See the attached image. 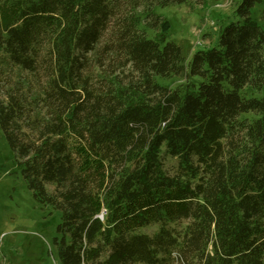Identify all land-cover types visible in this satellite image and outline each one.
<instances>
[{
    "label": "trees",
    "instance_id": "16d2710c",
    "mask_svg": "<svg viewBox=\"0 0 264 264\" xmlns=\"http://www.w3.org/2000/svg\"><path fill=\"white\" fill-rule=\"evenodd\" d=\"M206 1L0 0V128L60 264H264V0L188 60L154 9Z\"/></svg>",
    "mask_w": 264,
    "mask_h": 264
},
{
    "label": "rangeland",
    "instance_id": "374dc122",
    "mask_svg": "<svg viewBox=\"0 0 264 264\" xmlns=\"http://www.w3.org/2000/svg\"><path fill=\"white\" fill-rule=\"evenodd\" d=\"M240 1L156 5L154 11L169 21L168 39L181 45L189 60L195 51L215 45L222 27L238 19L235 9ZM251 14L264 27V3H257ZM156 81L175 87L182 80L157 75ZM60 221L59 210L34 197L0 128V264H60L55 242ZM157 229L155 225L141 231Z\"/></svg>",
    "mask_w": 264,
    "mask_h": 264
}]
</instances>
